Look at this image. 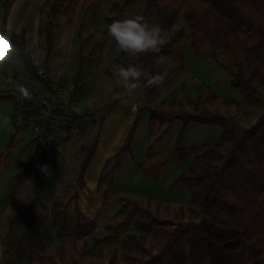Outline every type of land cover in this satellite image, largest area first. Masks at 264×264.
Returning <instances> with one entry per match:
<instances>
[{
	"label": "rangeland",
	"instance_id": "obj_1",
	"mask_svg": "<svg viewBox=\"0 0 264 264\" xmlns=\"http://www.w3.org/2000/svg\"><path fill=\"white\" fill-rule=\"evenodd\" d=\"M143 1L76 0L68 13L71 23L58 18L52 28L54 51L49 54L47 65L43 36L48 22L45 0H24L13 7L9 24L19 33H27L25 51L36 62V68L44 69L50 79L49 83L39 81L27 70L21 56L0 37V96L10 91L17 94L15 100L0 99V264H142L161 250L164 236L137 231L133 227L136 216L115 232L131 209L129 205L122 208L119 197L149 202L150 211L159 219L201 221L202 217L191 211L188 188L177 184L180 176L195 164L192 155L180 161L171 159L158 179L146 176L141 166L171 150L180 134L182 146L189 153L194 148L220 145V127L189 123L182 128L185 114H195L193 104L204 101L206 88L218 98L234 102H242V96L216 62L196 57L187 46L182 69L173 67L169 74H162L158 91L150 89L139 101L132 97L140 108L172 114L163 124H156L149 137L148 112H132L121 101L126 91L116 84L121 61L136 56L117 53L115 41L107 33L113 20L139 10ZM186 12V8L158 5L146 17L149 24H158L164 30L167 49L183 46L181 36L190 32L184 22ZM3 13L0 5V23ZM54 82L60 88L74 84L75 89L67 99L69 105L50 114L40 110L39 102L48 97ZM21 88L30 98L19 100ZM256 90L263 102L260 106L227 107L218 101L206 107L229 125L246 130L264 109V92L258 87ZM25 101L31 103V120L23 119ZM134 124L130 151L122 153L108 200L103 201V188L97 187L102 169L124 146ZM97 128L100 135L96 152L81 188L80 165ZM45 135L49 143L45 142ZM155 139L148 155V147ZM37 144L44 146L50 158L45 165L50 167L51 175L42 173L37 186L35 171L30 169L13 192ZM35 198L39 203L29 227V207ZM76 207L80 216L75 213ZM107 236L112 239L106 241Z\"/></svg>",
	"mask_w": 264,
	"mask_h": 264
},
{
	"label": "trees",
	"instance_id": "obj_2",
	"mask_svg": "<svg viewBox=\"0 0 264 264\" xmlns=\"http://www.w3.org/2000/svg\"><path fill=\"white\" fill-rule=\"evenodd\" d=\"M17 0H0L4 13L0 23V37L23 59L28 71L36 76V67L25 51L24 34H14L6 29L10 6ZM45 16L48 20L43 27L48 63L49 54L54 51L52 28L58 18L71 23L68 14L75 7L76 0H45ZM158 5L186 8L184 22L189 34L181 36L183 46L167 49L163 46L158 54L138 55L131 60H122L121 65H135L150 75L169 74L173 67L183 68L187 46L198 58H209L229 74L232 87L242 96V102L218 98L206 88L204 101L194 102V113L185 114L182 128L189 123L215 126L222 129V143L204 149H192L191 153L182 146L181 134L174 147L154 161L141 166L142 172L151 179H158L166 164L175 159L180 161L192 155L195 163L177 180V184L188 188L191 211L202 217L201 221L175 222L159 219L150 211V203L132 198L119 197L122 208L131 207L124 220L115 227V232L127 226L136 216L133 227L145 234H163L161 250L142 264H264V109L260 118L248 129H237L225 119L212 113L207 104L218 101L225 106L236 105L247 108L263 104L256 88L264 92V0H144L142 8L129 13L142 15L145 19ZM49 83L48 80H42ZM141 87L134 94L136 101L142 99L159 86ZM151 92V91H150ZM201 97V96H200ZM15 96H0V99ZM201 98H199L200 100ZM139 101V100H138ZM134 102V101H133ZM136 103V102H134ZM137 104V103H136ZM28 101H25L23 116L28 115ZM138 105V104H137ZM148 112V135L152 136L156 124H163L171 118L165 110L138 108V113ZM134 126L121 150L109 158L104 165L97 187L103 201L113 184V175L120 168L122 153L130 151ZM100 128L95 131L92 143L87 145L80 165L78 184L85 186L84 176L95 155ZM157 140L152 141L147 154L150 155ZM50 158L44 146L36 145L33 157L18 178L13 192L18 189L23 177L30 169L35 171V184L40 181V167ZM113 163L109 166L110 162ZM39 199L30 205L31 224L35 220ZM80 216L79 209L75 208ZM112 236H107L106 241ZM130 247V246H129ZM127 247V248H129Z\"/></svg>",
	"mask_w": 264,
	"mask_h": 264
},
{
	"label": "clouds",
	"instance_id": "obj_3",
	"mask_svg": "<svg viewBox=\"0 0 264 264\" xmlns=\"http://www.w3.org/2000/svg\"><path fill=\"white\" fill-rule=\"evenodd\" d=\"M108 35L115 41L116 52L126 53L133 56L144 54H158L168 41L164 30L158 24H149L139 14L127 15L113 20L107 26ZM116 84L122 87L127 95L121 97L123 104L128 105L132 112L138 111L139 106L132 101L133 95L141 87L159 86L163 83V77L159 74L150 75L135 65L119 66ZM22 98H30L28 93L21 88ZM45 175H51L48 165L39 166Z\"/></svg>",
	"mask_w": 264,
	"mask_h": 264
},
{
	"label": "built area",
	"instance_id": "obj_4",
	"mask_svg": "<svg viewBox=\"0 0 264 264\" xmlns=\"http://www.w3.org/2000/svg\"><path fill=\"white\" fill-rule=\"evenodd\" d=\"M36 76L42 80H48L50 79V77L48 76V74L46 73V71L42 68H36ZM75 86L74 84H71L67 87L64 88H60L56 82L52 83L50 86V92L48 94V97H46L45 99L41 100L39 102V107L40 110H43L47 113H56L59 111H63L68 105L69 103L67 102L68 97L70 96V94H72L74 92ZM17 95L15 92L10 91L8 94H4L2 96H15ZM20 98L19 100H23L22 98V94H19ZM29 105L27 106V111L29 110V106H30V102H28ZM19 106H17L18 108ZM25 106H23L24 109ZM29 112L27 116H23L25 120H31L32 118L29 117ZM45 142L49 143V138L45 135Z\"/></svg>",
	"mask_w": 264,
	"mask_h": 264
},
{
	"label": "crops",
	"instance_id": "obj_5",
	"mask_svg": "<svg viewBox=\"0 0 264 264\" xmlns=\"http://www.w3.org/2000/svg\"><path fill=\"white\" fill-rule=\"evenodd\" d=\"M22 1H24V0H17V1H15V2H13V3L11 4V6H10V13H9V15H8V17H7V22H6V29H7L8 31L14 33V34H17V35H19L20 33H23V32H24V35H26L27 33H26L25 31H22V32L19 33V31H18L17 28L12 27V26L9 24V21H10V18H11V14H12V9H13V7H15L16 5L22 3ZM25 41H26V40H25ZM5 42H6V41H5ZM6 44H7V42H6ZM7 45H8V44H7ZM8 47H9V46H8ZM26 48H27V47H26V43H25V49H26ZM31 62H32V64L36 67V62H35L34 60H31ZM44 65H47V63L45 64V62H44ZM12 85H13V84H12Z\"/></svg>",
	"mask_w": 264,
	"mask_h": 264
}]
</instances>
